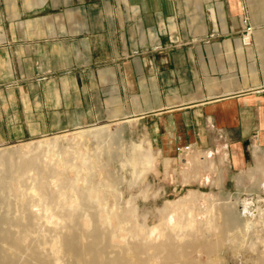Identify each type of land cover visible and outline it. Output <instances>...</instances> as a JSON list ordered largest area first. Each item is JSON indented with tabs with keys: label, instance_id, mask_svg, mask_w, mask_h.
<instances>
[{
	"label": "crops",
	"instance_id": "1",
	"mask_svg": "<svg viewBox=\"0 0 264 264\" xmlns=\"http://www.w3.org/2000/svg\"><path fill=\"white\" fill-rule=\"evenodd\" d=\"M127 119L161 158L187 147L185 182L208 181L219 152L248 170L264 153V0H0V145ZM257 175L262 190L264 161Z\"/></svg>",
	"mask_w": 264,
	"mask_h": 264
},
{
	"label": "rangeland",
	"instance_id": "2",
	"mask_svg": "<svg viewBox=\"0 0 264 264\" xmlns=\"http://www.w3.org/2000/svg\"><path fill=\"white\" fill-rule=\"evenodd\" d=\"M107 123L109 124L90 126L82 131L75 130L61 134L46 135L39 138H24L0 145V152L15 149L18 153H21V155H27L26 157L32 155L41 157L47 150L46 147H52L48 149L51 151L50 153L55 152L57 154L52 157H41L39 171L34 170L25 173L21 178L22 181L20 179V183L14 180H7L2 184L4 191L0 189V194L3 197L2 198L0 195V207L3 206L0 208V212L2 211L1 213L8 214V217L15 218H18L20 215L24 216L25 214L24 217H29L31 222L35 221L32 223V227L28 233L29 241L25 242V246L23 245V249L20 252L13 253L16 257L21 256V259L24 258V260H26L24 253L26 252L25 249L29 248L27 246L29 245L28 242L31 240L34 250L37 251V253L40 252L39 254L41 256L53 264H71V261L68 258L66 259V257L60 253V250H58L61 247L62 238L66 235L65 229L72 224V221L67 219V215L71 213L73 217H76L77 223H80L82 221L81 217L87 213L86 215L90 216L91 225L88 226V228H84L86 232L90 230V227L94 224L95 219H97V214H101L103 208L106 207L105 209H118V214L121 215L120 218H123L121 219L123 221H121V227L124 231L123 249L135 246L139 251H142L134 255V259H132L133 262L140 261L143 264H163V260L169 257V252L174 251L176 254L185 255L186 257L189 256L192 262L198 264H264V214L259 213L257 208L254 217L241 218L239 216L238 204L233 205L238 199L248 197L253 200L255 206H264V189L259 190L257 186L258 181H261L262 177L257 175L254 179L248 178L251 170L257 165L259 166L260 163H263L264 153L259 155L258 160L254 159L252 166L241 174L226 173V161H222V153L219 152L217 156H212L211 159H209L213 162V171L201 173L207 177L206 179L208 181H204V178H200L189 179L185 182L182 177V171L186 169L184 164L186 161L189 163L188 157L192 155L191 153L180 155L179 152L181 150H179L177 152L178 154L173 159L161 158L152 149L150 142L147 140L144 124L130 119ZM102 129H107V133H117L121 141L118 142V140H115L110 149H108V151L115 153V157L111 159L112 161L109 159V163L107 162L108 156L106 154L107 150L105 151L106 148L102 150L100 148L101 140H94L96 138L91 141L86 139L76 140L77 134H96L97 131ZM56 142L58 143V148L54 149L53 146ZM97 143L99 149L96 148ZM38 145L41 147H37ZM146 151L149 152L152 157L149 167L151 171L148 172L143 171L145 165L142 164ZM205 151L207 150L197 152L200 161L205 160L203 157L206 153ZM75 153L81 154L87 161H90L91 158L94 159V157H98V161L95 162L94 165L87 167V170L83 169L78 160H73V157H76ZM60 159H62L63 162H61ZM124 161L125 163L123 165ZM67 163L75 164V170L66 169ZM130 169H133L136 173L133 174ZM0 172H2V169H0ZM87 173L92 176L89 177ZM38 174L40 175L38 176ZM85 174L89 177L92 185H98L100 187V193L98 195L99 205H89L87 210L84 209L85 211L82 212L77 209V212L72 211L70 206L58 205L57 200L59 199L57 193H64L66 191L63 184L71 182L72 180L75 182L76 178L80 179V177ZM58 178L61 179V181L65 180L63 184H60L61 181L57 182ZM220 178L222 179L220 180ZM40 182H43V192L41 191V198L38 199L31 190L33 189L32 187H37L36 184ZM74 189L76 192H80L85 188L81 181L78 180ZM7 190H9V192H7ZM47 190L48 193L46 192ZM7 194H9V198ZM45 195L48 196L46 197L48 199H44ZM8 199L9 201H7ZM70 200L71 199H67V202L70 203ZM20 202H22V206ZM28 202L32 203L29 205ZM167 202L172 203L170 204L172 205L170 208H168ZM185 204L188 206L187 208H191L192 211V213H188V215L198 219L197 224L199 227L197 226V230L204 234V237H208L207 234L209 233L215 234V236L209 234L210 239H208V242L217 244L215 248L216 251L207 253L200 249L201 246L194 245L193 247L192 244L198 241L194 235V230L184 228L183 235L185 236H182V241H180V234L176 235L174 233L176 231H172L171 233L165 226L155 228V226L160 224L163 220V224L167 225L173 224V222H180L181 220V223L186 225L188 221L187 212L185 209L180 210L179 208V205ZM51 205L55 208L51 207V209ZM205 206H208V210L210 207L211 212L215 213V216H212L213 219L210 221V224L213 227L219 224L218 226H220V228L218 230H209V227L206 228L204 225L203 217L206 214L203 211ZM177 207L179 210H177ZM43 208H48V211L45 212ZM60 208H62V210ZM127 208H131L130 211H128L129 209ZM53 209H55V212ZM176 210L178 212H176ZM51 211L59 218H55ZM15 212L18 214H15ZM127 213L129 215H127ZM114 215H116V213ZM226 215L231 217L234 216V218L237 219L235 223V225L239 227L237 230L231 227L223 229V221H220V217H226ZM34 216L35 218H33ZM181 216L183 218H181ZM217 216H219V219ZM83 225L87 224L83 222ZM101 227L100 229L103 233H110L113 236L119 235L118 231H116V233L115 229L111 227L110 230L106 225ZM242 227H244L243 230H241ZM12 230V232L16 231L15 228ZM133 231H135L136 234ZM227 232L235 234L230 237L231 242L229 241V243L227 242L229 238L226 239L221 235ZM198 236L202 237L200 234H198ZM234 238L237 240L233 243ZM204 241L206 240L204 239ZM54 244L55 246H53ZM111 244L117 246L119 242L117 239H113ZM35 246L37 248L39 247L40 250H38L39 248L36 249ZM114 250H116V247H114ZM125 256L128 257L129 255ZM67 260L70 262L68 263ZM168 262L175 263L176 259L170 258ZM30 264L35 263L30 262Z\"/></svg>",
	"mask_w": 264,
	"mask_h": 264
},
{
	"label": "bare ground",
	"instance_id": "3",
	"mask_svg": "<svg viewBox=\"0 0 264 264\" xmlns=\"http://www.w3.org/2000/svg\"><path fill=\"white\" fill-rule=\"evenodd\" d=\"M94 138H96V139H94ZM77 139H80V140L86 139L89 141H91L93 139L96 141L101 140L100 141L101 150L104 148H106L105 151L107 150L106 151V154L108 156V160L106 158L107 162L109 161V159L111 160L115 157V153L108 151V149H110L112 143L115 140H118V142H121L117 133H115V132L107 133V129L99 130V131H97L96 134L80 133V134H77L76 140ZM57 146H58V143L56 142L53 146L54 149H57L58 148ZM37 147H41V146L38 145ZM46 148H47V150L44 152L43 156L52 157L53 155H57L55 152L50 153L51 151L48 150L49 148H52V147H46ZM96 148L99 149L98 143H97ZM181 152H185V150L180 151V153ZM75 154H76V157H73V160H75V161L78 160L80 162L81 166L83 167V169H86V170H87V167L94 165L95 162L98 161V157H94V159L90 157L91 160L87 161V159L82 157L81 154H79V153H75ZM103 155H104V153H103ZM26 156L27 155H21V153H18L15 149L5 150V151L0 152V169H2V172H0V189H2V191H4V187L2 186V184H4L7 180H14L17 183H20V179L22 178L23 175H25V173L30 172V171H34V170L39 171L41 157H43V156H41V157H38L37 155H32L29 157H26ZM62 159H60L61 162H63ZM151 160H152V157L145 152V155H144L143 161H142V164L145 165V167L143 168V171H146V172L151 171L149 168L150 164H151ZM124 163H125V161L123 162V165H124ZM74 165L75 164L67 163L66 169L68 168L70 170H75ZM130 170L133 172V174L136 173L133 169H130ZM32 175H34V174H32ZM39 175L40 174H38V176ZM88 175H89V177L92 176L90 174H88ZM36 176H37V174H36ZM61 176H63V175H61ZM89 177L85 174V175L81 176L80 179L76 178L75 182L72 180L71 182H66L65 184H63V181H65V180L61 181V179L58 178L57 182L61 181L60 184H63L65 186V190H66L64 193H59V192L57 193V197L59 199V200H57L58 205L70 206L71 207L70 209H72V211H76V212H77V210L80 212L85 211L84 209L87 210V207L89 205L91 206L92 204L99 205L98 195L100 193V187L98 185H92L90 183ZM31 178H32V176H31ZM78 180L81 181L82 185L85 188L83 191H80V192H76V190L74 189V186L78 182ZM21 181H22V179H21ZM42 183L40 182L39 184H36L37 187L31 186L33 188L31 190V192L35 196H37L38 199L41 198V191H42V185H43ZM44 188H45V186H44ZM77 189H79V188H77ZM7 192H9V190H7ZM10 192H11V190H10ZM46 192L48 193V190ZM5 193H6V191H5ZM50 194H51V191H50ZM189 194L191 195L190 192H189ZM7 196L9 198V194H7ZM1 197H2V195H1ZM46 197H48V196L45 195L44 199ZM46 199H48V198H46ZM51 199H53V198H51ZM67 199H71L70 203L67 202ZM54 200H56V199H54ZM7 201H9V199ZM192 201H194V200H192ZM22 202H20L21 206H22ZM25 203H26V201H25ZM31 203H29V205ZM170 204H172V203L167 202L168 208H170L172 206ZM237 204H238V211L240 213L239 216L241 218H245V217L252 218L255 216L256 211H257V207L253 203L252 199H250V198L238 199V201H235L233 203V205H237ZM52 205L50 206V208L53 206H56L55 204L53 206ZM17 206H18V204H17ZM179 206H180L179 207L180 210L185 209L187 212L188 221H187L186 225H183L181 223V221H182L181 219H179V220H181L180 222H173V224H169V225L163 224L164 223V220H163L162 222H160V224L156 225L155 228L160 227V226H162V227L165 226L169 229V231L171 233H172V231H176L174 233L176 235L180 234V236H179V237H181L180 238L181 240L179 239L180 241H182V238H183L182 236H185V235H183V233H184L183 229L184 228L194 230V233H195L194 235L196 236V240H198V241H196V243H193V244L191 243L193 245V247H194V245L201 246L200 249L206 251L207 253L216 251L215 248H216L217 244H213L214 242L213 243L208 242V239H210L209 234H211V233L207 234L208 237L207 236L204 237V234L200 233L197 230V226H198L197 220L198 219H195L194 216L188 215V213H192L191 208H187L188 206H186V204L185 205H179ZM1 207H3V206H1ZM104 207H105V205H104ZM7 208H9V207H7ZM53 208H55V207H53ZM105 208H103L101 214H97V219H95L94 224L92 225V227H90V230H88L86 232H85L84 228L85 227L88 228V226L91 225L90 224V222H91L90 216H87L86 215L87 213L84 214L81 217L82 221L80 220L81 222L77 223L76 217H73L71 213L68 214L67 219L71 220L72 224L65 229L66 235L62 238L61 247L58 249V250H60V253L63 256H65L66 259L68 258L71 261V264H143L140 261H134L133 262V260H132V259H134V255H137L138 253L142 252V251H139V249H137V247L131 246V247H128L126 249H123L122 245H124V242H123L124 241V235H123L124 231L121 227V223L123 222L121 219H123V218H120L121 215L118 214V209H105ZM43 209H45V208H43ZM60 209L62 210V208H60ZM63 209H65V208H63ZM127 209H129V208H127ZM130 209L128 211H130ZM177 210H179L178 207H177ZM177 210H176V212H178ZM7 211H8V209H7ZM47 211H48V208L45 209V212H47ZM53 211L55 212V209H53ZM1 212H0V244H2V245H0V264H30V262H34L35 264H53L52 262H50L49 260H47L43 256H41L39 254L40 252L37 253V251L34 250V246L32 245L31 240H30V242H28L29 245L27 247H29V248L25 249L26 252L24 253V256H25L26 260H24V258L21 259V256L16 257V255H14L13 253L14 252H20L23 249L22 247L25 244V242L29 241L28 240L29 239L28 233L30 232V229L32 227L31 226L32 223L35 221L31 222L29 217H24L25 214H24V216L20 215L18 218L17 217L15 218V217H8V214H4ZM17 212H18V209H17ZM17 212H15V214H18ZM22 212H23V210H22ZM203 212L206 214L203 217L204 225L206 226V228L209 227L208 229L212 230V231L218 230L220 228V226H218L219 224L214 226V227L210 224V221L215 216L214 215L215 213L211 212L210 207L208 210V206H205ZM214 212H215V210H214ZM258 212L261 214H264V207H259ZM24 213H26V212H24ZM115 213H116V215H114ZM27 214H29V213H27ZM31 214H33V213H31ZM53 215L55 216V218L57 217L54 213H53ZM127 215H129V214L127 213ZM223 216H225V215H223ZM217 217L219 219V216H217ZM33 218H35V216ZM57 218H59V217H57ZM181 218H183V217L181 216ZM220 218H221L220 221H223L222 222L223 229L226 227H229V228L231 227L232 229L236 228V230H237L239 228L238 226L235 225V223L237 222L236 221L237 219H235L234 216L231 217V216L226 215V217H220ZM93 221H94V219H93ZM83 222H85L87 225H83ZM58 223H59V221H58ZM104 225L108 226L109 230H110V227L115 229V232L118 231L119 235L113 236L110 233L106 234V233L101 232L100 227L101 226L104 227ZM220 225H221V223H220ZM13 228H15V230H16V231L14 230L15 232H12ZM243 228L244 227H242L241 230H243ZM139 229H140V227H139ZM133 232L135 233V231H133ZM198 234H200L202 237H199ZM212 235L215 236V234H211V236ZM221 235L226 239L229 238L227 240V242L229 243L230 237L235 235V234L227 232V233H223ZM113 239H117L120 245L118 244L117 246H115V245L111 244ZM204 239L206 241H204ZM130 240H131V238H130ZM236 240L237 239L234 238L233 243L236 242ZM135 241H136V239H135ZM180 241H179V243H180ZM141 244H142V242H141ZM31 245L33 246V249H32ZM53 246H55V244ZM125 246H126V244H125ZM114 247H116V250H114ZM38 248L36 247V249H38ZM52 249H51V251H52ZM38 250H40V248ZM53 251H54V249H53ZM125 255H129V256L126 257ZM184 256L176 254L174 251H170L169 257L167 259L163 260V264H175V263L176 264H178V263L179 264H198V263L192 262L191 259H189L188 255H187L188 257H186V256L184 257ZM170 258H175L176 262L175 263H169L168 260ZM70 261H68V263ZM55 264H57V263H55Z\"/></svg>",
	"mask_w": 264,
	"mask_h": 264
},
{
	"label": "built area",
	"instance_id": "4",
	"mask_svg": "<svg viewBox=\"0 0 264 264\" xmlns=\"http://www.w3.org/2000/svg\"><path fill=\"white\" fill-rule=\"evenodd\" d=\"M251 32H252V29L249 27L248 23L246 20H244L243 22V31L242 33L239 35V37L241 38V43L244 45V46H248L250 45V36H251ZM186 150L187 147L183 148V150ZM182 150V149H180ZM180 153V152H179Z\"/></svg>",
	"mask_w": 264,
	"mask_h": 264
}]
</instances>
